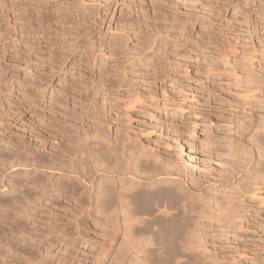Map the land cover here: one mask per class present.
I'll use <instances>...</instances> for the list:
<instances>
[{
    "label": "rangeland",
    "instance_id": "obj_1",
    "mask_svg": "<svg viewBox=\"0 0 264 264\" xmlns=\"http://www.w3.org/2000/svg\"><path fill=\"white\" fill-rule=\"evenodd\" d=\"M263 68L264 0H0V264H120L115 180L102 213L85 172L140 153L161 170L125 174L126 187L175 173L186 187L171 212L189 221L176 251L125 263L264 264V180L235 175L249 139L233 109L237 82Z\"/></svg>",
    "mask_w": 264,
    "mask_h": 264
},
{
    "label": "bare ground",
    "instance_id": "obj_2",
    "mask_svg": "<svg viewBox=\"0 0 264 264\" xmlns=\"http://www.w3.org/2000/svg\"><path fill=\"white\" fill-rule=\"evenodd\" d=\"M247 59H248V57L246 58V60ZM250 60H252V58H249V61ZM244 61H245V59H244ZM244 61L242 63H244ZM247 62H248V60H247ZM245 64H247L248 67L250 66V65H248V63H244L242 65H245ZM252 66H253V64H252ZM249 69L250 68H248V70ZM250 70L252 71V69H250ZM261 72H262V78L261 79H259V78L257 79V77H259V76H257L255 78L254 74L252 75L251 73L246 72L247 77H244L245 79H241V81L237 82V85L235 84L236 87L239 85L238 87L240 88L241 93L237 92V93L241 94L240 101H238V102L233 101L234 103H236L235 105H233V109H240L244 113L243 117L241 118L242 121L240 122V124L238 123L237 128L235 127L236 131H234V132L238 136V138L247 137L249 139V144H247V145H244V144L240 145L239 144V146L243 145L244 148L242 147V152H241L242 155L237 160L240 163V165L238 168L236 165L237 170L235 172V175H237L238 173H241L243 179H245L246 181L253 182V183L257 182L258 180H264V117L263 116L262 117H255L254 116L253 111L255 109V104L252 101L253 98L256 97V99H257L259 96L256 94V92L260 93L261 89L263 90V88H264V68H263V71H261ZM234 75H235V73H234ZM241 83H242V85H241ZM262 94H263V92H262ZM237 96H240V95L238 94ZM237 142H238V140H237ZM245 143H248V142H245ZM87 145H88L87 146V153H88L87 156L88 157L94 158L95 161L97 159H104L106 157L104 155L105 154L104 153L105 147L103 148L104 145L102 144L101 141L92 142V143H89ZM231 147H233V149H234V145ZM237 147H238V144H237ZM66 151H65V153H66ZM67 152L69 153L70 151H67ZM235 152H237V151H235ZM235 152L233 151V153H235ZM61 155H60V157H64L63 154H61ZM68 155H70V154H68ZM67 156H65V157H67ZM130 156H132V155H130ZM143 157L144 156H142L141 153L135 154L132 157H130L131 159H130V161L128 160L129 162L124 161L126 164H124L123 166L121 165V162H118L116 160L117 163H116V166H114V167H109L110 164L108 166L107 165L109 163L108 162V163H106L107 166H104L102 163L101 167L99 166L100 168H95V167L92 168V165L94 166V164H93V162L92 163L90 162V167L88 168L87 172H85L86 174L84 173L86 175L85 176L86 179H85L84 184L87 188L86 191L88 192V199H89L88 202H89V206L91 207V209L104 208V210H106L109 208L110 204L112 203L111 202L112 199L110 200V197H109L111 193L109 194V192H107L108 187L110 188V184L106 183V185H104L103 182H105L106 179H108V178H112V180H115V184H116L117 189H116V193H114V195H116V205L114 204L116 208L114 207L115 208L114 212L119 213V215H122L121 216L122 217V220H121L122 224H120L119 228H117V232H118L117 237L121 238L120 249H118L120 254H121V263L120 264H127V263H125L124 260L128 256V254L136 255V253L140 254V253H145L146 251L155 252L157 254H159V253H162V254L169 253L170 254L173 252V250L176 251L175 248H173L172 244L170 245V243H173L172 241H174L175 239L178 240L180 232H183L182 228L186 227V223L189 221V220H187V222L184 224V221L182 219L177 218L176 215L171 212V210H172V208L176 202V198L179 196L178 192H176V190L177 189H183L182 187H186L185 183L180 178H177L175 173L168 174L172 177L170 179L167 177L157 179L156 181L151 183V188H149V189L143 188V187H141L137 184H134V183H133L134 185H132L131 187L130 186L126 187V184L129 181L126 183L127 179L124 178L125 174L127 175V174H133L134 173V174H138V177L141 179L142 178L143 179H149V178L151 179V177L148 178L146 176L144 178V177H142L141 173H137L138 168H145V169L152 171V172L153 171L154 172H160V170H161L160 167L154 166L152 164V161H149V159L145 160ZM37 158H39V157H37ZM70 158H72V156ZM70 158H69V160H71ZM30 159L34 160L35 158H30ZM61 159H63V158H60V160ZM39 160H40V158H39ZM76 160H75V162H76ZM119 160H121V159H119ZM55 162H56V160H55ZM60 162L61 161H59V163ZM66 162L69 163V164L67 163L69 166L66 163H64V161H63L62 163H64L65 165L60 164V167L62 166L63 167L62 169H64L65 172L66 171L73 172V169H75L73 165H75L76 163L74 162L75 164L73 163V165H71L70 164L71 162H69L68 159ZM234 163L237 164L236 162H234ZM56 164L57 163H55V165ZM58 166H59V164H58ZM173 168H172V171H173ZM162 173H164V172H162ZM168 175H166V176H168ZM231 175H233V177L235 178L234 173L233 174L230 173V176ZM238 178H240V177H238ZM96 179H98V180H96ZM239 180H241V179H239ZM108 181H109V179H108ZM45 184L43 185L44 187H45ZM38 185H39V183H38ZM52 187H53L52 191L56 189L55 188L56 186L52 185ZM65 187L66 186L63 187V190ZM59 189H60V187H59ZM41 190H44V189H41ZM61 190H62V188H61ZM61 190L59 191L60 193H61ZM70 194H71V192H70ZM218 194L211 195V197L213 196L212 200L219 199ZM221 206H222V204H221ZM86 208H88V207H86ZM102 210L99 209V211H101V212H102ZM104 210H103V212H104ZM101 212H99V213H101ZM154 224H157L156 230H153L151 228ZM116 226H117V224H116ZM189 232H190V230H189ZM144 239L150 240L151 242H153V241H155L157 243L159 242V244L162 241H165L166 246H165V244H163V247L165 246V248H162V247H161V249L160 248L159 249L153 248L155 250L154 251L153 249H149V247H147L145 245ZM190 239H192V238L190 237ZM187 240H189V239H187ZM165 242H163V243H165ZM171 255H173V254H171ZM1 260H4V259H1ZM139 260H141V259H139ZM132 261H134V260H132ZM133 263H131V264H133Z\"/></svg>",
    "mask_w": 264,
    "mask_h": 264
}]
</instances>
